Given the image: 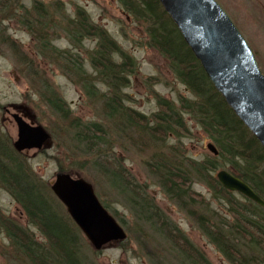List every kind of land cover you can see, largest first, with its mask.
<instances>
[{
  "label": "trees",
  "instance_id": "obj_1",
  "mask_svg": "<svg viewBox=\"0 0 264 264\" xmlns=\"http://www.w3.org/2000/svg\"><path fill=\"white\" fill-rule=\"evenodd\" d=\"M118 1L129 17L146 27L149 47L169 63L176 81L184 84L192 97L181 96L178 106L159 94L156 96L158 111L149 115L130 106L131 98L125 91L139 64L106 29L91 23L87 14L77 9L76 16L67 23L72 31L70 41L77 50L82 49L83 40L93 39L96 48L86 60L71 50L57 54L67 77L82 89L103 122L84 123L73 115L56 90L45 86L41 96L62 125L60 139L69 145L74 143V153H83L87 168L102 184L103 189L93 180L96 188L100 187L98 193L108 190L137 218L144 219L152 233L168 241L171 253L180 256L181 264L213 263L171 222L147 186L140 185L125 165L126 160L116 152L121 141L137 155L149 154L145 167L166 199L201 231L227 262L264 264V257L261 262L258 257L252 262L242 257L243 249H254L264 255V207L226 190L216 177L220 170H227L249 184L264 200L263 147L216 92L159 0ZM17 4L18 0H0V14L16 11ZM33 4L29 9L38 19L33 16L26 21L30 33L36 36L39 27H48L49 14L40 2ZM52 21L51 24L55 23ZM185 115L216 146L217 156L211 154L198 161L179 143L166 146V141L172 138L188 137L190 128ZM19 156L13 145L0 144V183L46 242L37 241L14 219L0 214V227L14 250L31 264H89L81 254L84 241L81 231L56 197L45 195L32 168L27 166L29 169L25 171V164L16 163ZM195 181L209 190V198L192 188Z\"/></svg>",
  "mask_w": 264,
  "mask_h": 264
},
{
  "label": "rangeland",
  "instance_id": "obj_2",
  "mask_svg": "<svg viewBox=\"0 0 264 264\" xmlns=\"http://www.w3.org/2000/svg\"><path fill=\"white\" fill-rule=\"evenodd\" d=\"M34 2L43 4L49 14L48 27L46 29L39 27L35 32L36 36L30 33V26L26 21L33 16L34 19L35 17L38 19L37 14H33L29 9L33 7ZM216 2L223 7L245 37L264 74V0H216ZM17 5L16 11L0 14V144L13 145L14 150L20 154V160L16 161L14 158L13 160L25 164V171L32 168L45 195L56 197L51 192V184L60 170L93 185L101 204L106 205L109 214L115 217L128 237L123 242L107 245L102 251H97L81 232L84 240L81 254L89 264H181L180 256L176 257L171 253L168 241L165 242L152 233L144 219L137 218L108 190H102L101 195L98 193L97 189L100 187L103 189L102 184L96 181L94 174L87 168L83 153L73 152L75 144L69 145V142L67 144V141L60 139L59 128L62 125L49 110L41 94L46 90L45 86L50 87L67 103L73 115L84 123L103 122L97 108L92 107L84 97L82 89L67 77L63 71V61L57 54L61 50L63 52L71 50L69 52L77 53L86 60L96 48L93 39L83 40L82 49L77 50L70 41L67 23L71 17L76 16L77 9H82L91 23L106 29L121 49L129 53L139 64L131 78L130 87L125 91L131 98L130 106L149 115L158 111L156 96L159 94L178 106L181 96L191 99L192 94L184 84L176 81L169 63L160 53L149 47L146 27L129 17L118 0H18ZM50 19L55 23L51 24ZM52 47L56 50H51L55 49ZM26 64H29V67ZM11 114H18L31 126L45 129L49 139L41 150L34 149L23 153L16 150L14 142L18 136L17 123ZM185 120L190 128L188 137L172 138L166 141V146L179 143L190 157L198 161L204 160L212 154L207 148V144L212 142L198 125L190 121L188 115H185ZM132 150L127 149L121 141L116 152L126 160L125 165L132 171L140 185L147 186L171 222L176 223L185 232L210 262L230 264L206 240L201 231L166 199L145 167L144 162L149 154L137 155ZM93 180L100 186L99 188H96ZM192 188L203 197L209 198V190L201 183L195 181ZM62 207L68 214L65 206ZM0 212L2 216L14 219L21 228L31 232L37 241L46 242L39 229L30 224L29 219L24 216L21 208L1 183ZM242 257L249 262L258 257L261 262L264 255L254 249L250 251L243 249ZM0 264H31L24 255L14 250L11 240L1 227Z\"/></svg>",
  "mask_w": 264,
  "mask_h": 264
},
{
  "label": "water",
  "instance_id": "obj_3",
  "mask_svg": "<svg viewBox=\"0 0 264 264\" xmlns=\"http://www.w3.org/2000/svg\"><path fill=\"white\" fill-rule=\"evenodd\" d=\"M172 19L208 80L232 112L264 149V74L245 37L216 0H159ZM14 146L19 153L41 150L49 139L42 127L31 126L18 114ZM207 148L214 155L212 143ZM222 187L264 207V200L240 177L220 170ZM53 195L65 206L68 216L97 251L127 239L123 227L99 201L94 187L82 178L57 173L51 184Z\"/></svg>",
  "mask_w": 264,
  "mask_h": 264
}]
</instances>
